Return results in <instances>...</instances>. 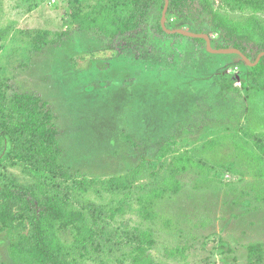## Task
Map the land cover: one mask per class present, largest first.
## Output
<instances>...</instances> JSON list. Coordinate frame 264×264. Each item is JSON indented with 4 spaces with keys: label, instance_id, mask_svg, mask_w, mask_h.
I'll return each mask as SVG.
<instances>
[{
    "label": "rangeland",
    "instance_id": "obj_1",
    "mask_svg": "<svg viewBox=\"0 0 264 264\" xmlns=\"http://www.w3.org/2000/svg\"><path fill=\"white\" fill-rule=\"evenodd\" d=\"M129 1L130 9L127 0H0V208L12 212L7 227L0 223V264H15L11 246L32 233L25 203L7 206L3 192L44 194L49 177L62 201L93 218V230L81 221L54 227L67 264H129L137 248L151 264H248V247L264 245L255 160L264 169L256 141H264V95L254 67L209 52L205 40L156 33L161 5ZM184 3L168 11L169 30L207 35L214 50L237 49L251 62L264 52L263 12ZM223 19L246 29L259 22L253 34H232ZM34 143L42 155L28 149ZM185 154L203 163V175L185 166L181 192L166 193L145 218L134 197L180 171L172 162ZM21 246L18 260L28 264Z\"/></svg>",
    "mask_w": 264,
    "mask_h": 264
},
{
    "label": "trees",
    "instance_id": "obj_2",
    "mask_svg": "<svg viewBox=\"0 0 264 264\" xmlns=\"http://www.w3.org/2000/svg\"><path fill=\"white\" fill-rule=\"evenodd\" d=\"M108 4L115 5V1L119 2L121 4L122 0H106ZM126 1V0H125ZM224 2L228 3H238L239 5H245L246 7H249L252 9L254 13L256 12H263L264 13V0H222ZM151 2L150 0H134L135 4L147 6ZM158 4H160V10L164 9L165 2L164 0H155ZM185 0H170V7H169V13L171 11H176L179 8H183ZM128 9L133 6V3L129 0H127ZM254 16V15H253ZM160 18V17H159ZM225 21V19H223ZM223 21V22H224ZM132 25V21H128ZM258 19L256 21H249L247 23V29L245 28L243 23L235 24L233 22H226L223 24V28L232 31V34H242L243 32H248L250 34H253L255 30H251V27L253 25H256L258 23ZM237 27L241 28V30H238ZM129 28V26H127ZM235 29V30H232ZM126 31V30H125ZM158 34H166L164 32L160 25H157V30H155ZM167 36V35H166ZM181 35H172V37H179ZM196 42H200L199 39H194ZM238 46V45H237ZM241 47V46H240ZM243 50V49H242ZM248 56V55H247ZM248 58H250L248 56ZM255 62V61H253ZM251 72L256 74L255 83L258 85L257 89L260 91L259 95H264V57L260 60L259 64L256 65L254 68H251ZM257 91V90H256ZM258 93V92H257ZM0 150L4 148V136L6 134V130L0 126ZM2 130V131H1ZM130 143V137L126 138L124 137V140ZM258 146L260 149H262V152L264 154V141L259 137L256 139ZM40 148V149H39ZM30 151L39 149V153L42 155V150H44L43 145H38L34 143L30 147H28ZM256 156V155H255ZM255 158V160H258L257 162V168L262 172V176H264V169L261 168V161L262 157ZM57 160V158H55ZM58 161V160H57ZM45 163V161H44ZM174 167L177 169L179 167L178 172L170 173L163 181L159 183L160 186L156 189H153L148 195H141L138 197H134V199L140 204V209L145 213V218H148L151 215V212L153 209L155 214V206L159 199H162L166 197V193L172 192L175 195L179 194L182 189L181 181H178L179 173L185 169V166L190 165L191 168H195L193 170H199L196 172V176H202L203 175V167L202 164L199 163V165L195 162L193 157H191L188 154L182 155L179 157V159H175L173 162ZM183 164L182 166H180ZM29 165H34L33 162H31ZM38 165V166H37ZM36 166V169H41V164L38 163ZM62 168V165L60 164ZM175 169V170H176ZM53 174V173H52ZM51 176V175H50ZM61 177L63 180H68L69 177H67L64 172L61 174ZM50 179V180H49ZM49 182H47V186L43 187L44 194L39 193V188L32 187L31 189L34 191V193H13L10 190H6L2 194V198L4 199L5 205H11L14 200H20L25 203L26 205V212L29 216L31 223H32V233L30 239H26L27 241L23 240L22 242H19L16 245H12L10 248L11 255L13 257V260L15 264H24L23 261L18 260L17 257V249L21 246V252H24L23 255L20 256L23 257V260H25L28 264H67L65 261H63L58 253L59 248L55 243V233H54V227L61 222V225L64 226H75L77 221H81L83 223V229H90L93 230L91 225V219H93L91 216H87V212L83 213L81 211H78L72 207L69 203L67 204L66 201H62L60 199V194L62 193L61 189H59L52 177L48 178ZM125 178H118V183H121ZM65 184V183H64ZM75 186L78 185V183L74 184ZM120 186V185H118ZM41 188V185L39 186ZM68 189L70 187L66 186ZM129 191V190H128ZM31 192V191H30ZM59 194V195H58ZM132 195V192H131ZM128 201L130 202V191L129 195L127 196ZM5 206V207H7ZM3 208V207H2ZM0 208L2 213L0 214V223L7 227L8 219L12 217V212L10 209L3 210ZM123 212L122 210H118V214H121ZM157 215V214H155ZM14 221V218H12ZM12 221V222H13ZM133 239V242L139 244V238L135 236H130ZM129 236L126 237L128 242H130ZM90 239V236L88 233H83L82 236L78 238L79 243L82 244V246H86L87 239ZM20 245V246H19ZM119 245H123V242H120ZM133 255L130 257V263L129 264H151L148 256H143L145 253L141 251L139 248L135 249L133 251ZM248 264H264V245L263 244H257V245H251L248 247V256H247Z\"/></svg>",
    "mask_w": 264,
    "mask_h": 264
},
{
    "label": "water",
    "instance_id": "obj_3",
    "mask_svg": "<svg viewBox=\"0 0 264 264\" xmlns=\"http://www.w3.org/2000/svg\"><path fill=\"white\" fill-rule=\"evenodd\" d=\"M165 2V6H164V9H163V12H162V18H161V26H162V29L164 32H166L167 34H170V35H181V36H186V37H189V38H192V39H202V40H205L206 41V44H207V50L209 52H212V53H215V54H237L239 56H241L249 66H252V67H255L256 65L259 64L260 60L264 57V52L261 53L257 60L255 62H251L249 60V58L243 54L240 50H237V49H223V50H214L211 46V40L210 38L207 36V35H204V34H195V33H192V32H187V31H184V30H169L167 28V25H166V21H167V14H168V11H169V7H170V0H164Z\"/></svg>",
    "mask_w": 264,
    "mask_h": 264
}]
</instances>
